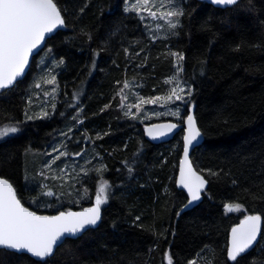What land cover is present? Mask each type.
I'll use <instances>...</instances> for the list:
<instances>
[{"label": "trees", "instance_id": "obj_1", "mask_svg": "<svg viewBox=\"0 0 264 264\" xmlns=\"http://www.w3.org/2000/svg\"><path fill=\"white\" fill-rule=\"evenodd\" d=\"M180 3L191 15L182 18L179 35L152 43L144 23L123 12V0H59V6L68 9V27L47 39L15 87L0 92V127L21 122L20 132L0 140V177L13 184L25 206L53 214L89 205L101 179L93 169L101 164L107 169L103 179L112 185L99 225L79 238L66 239L50 264H167L166 252L174 264H223L228 232L245 215H261L264 232V0H254L251 11L248 0L227 10L199 0ZM117 4L116 15H111L109 10ZM204 21L207 29L201 30ZM118 26L120 30L111 35ZM82 29L95 39L81 35ZM104 40H109L108 50L96 56L93 67L92 50ZM130 45L132 51L141 47L145 51L129 59L124 49ZM169 48L185 53L184 78L192 84L193 94L186 97L182 116L193 108L203 141L193 149L191 162L208 181L200 203L179 217L176 212L187 201L175 187L181 132L164 143L150 142L142 124L123 115L116 95L127 79L130 86L125 93L133 94L132 102L136 96H166L171 85L165 81L175 72ZM43 51L47 63L64 60L47 73L57 77L56 110L49 106V118L27 120L26 113L39 114L34 107L50 85L45 83L49 79L45 68L37 65ZM141 63L143 67L136 68ZM73 117L83 125L74 123ZM167 120L173 118L153 117L149 123ZM61 132L74 138L68 141ZM84 133L92 139L84 140ZM97 133L102 138L97 139ZM61 138L69 156L56 161L61 177L52 182L45 177L46 153ZM126 160H135L131 174ZM82 169L91 173L87 181ZM209 170L219 175H210ZM48 191L55 195H43ZM225 203H240L242 208L229 212ZM205 246L215 250V260ZM262 249L260 236L242 264H264ZM0 264H34V259L0 252Z\"/></svg>", "mask_w": 264, "mask_h": 264}, {"label": "snow or ice", "instance_id": "obj_2", "mask_svg": "<svg viewBox=\"0 0 264 264\" xmlns=\"http://www.w3.org/2000/svg\"><path fill=\"white\" fill-rule=\"evenodd\" d=\"M208 2L221 10H227L229 7L238 6L240 0H208ZM123 4V12L129 16L135 15L141 23H144L146 19L156 22L155 27H151L147 23L144 24L145 29L149 32L148 40L152 43L167 40L169 35H179L178 30L183 28L182 18L186 15H191L180 3V0H134V2L132 0H123ZM248 5L249 11L255 9L254 0H248ZM118 7L119 5L117 4L115 8H111L109 10L110 14L116 15ZM80 11L82 12L83 9ZM67 13L68 9L66 7L61 8L59 6V0H0V92L10 91L11 88L15 87L14 82L25 73L26 66L30 62V56L39 55V52L42 51L38 46L41 45L42 41H45L46 34H55L60 29L68 27ZM160 21H163V24L159 23ZM207 24L208 21H204L201 24V30L207 29ZM119 30L120 27L118 26L111 35H115ZM161 31L165 33L164 36L159 35ZM80 34L86 36L89 41L95 39L91 33L84 32L83 29ZM139 44L140 42L137 41L136 46L139 47ZM108 47L109 40H104L103 45L99 49L92 50L93 67H96V56L100 52L107 51ZM34 50H36L35 53ZM144 51L145 49L142 47L139 51H132L131 45L124 49L125 55L129 59L133 57L139 58ZM51 52L52 49H49V53ZM167 54L171 57L175 68L173 75L165 81L166 84L171 85L168 94L164 97H139L138 103L128 106L127 110H125V102L127 100L125 89L130 86L129 81L126 79L123 82V87L119 88L116 93L120 97L119 107L126 118L139 119L136 113H142V105L144 104H157L161 99L165 101V106L168 103L175 102L187 103L186 97L190 98L192 96V84L184 78L185 53L183 51H172L169 48ZM144 59L146 61L148 57ZM63 64L64 60L62 58L56 62L57 67ZM200 64L201 75H203V61ZM142 67V63L136 64V68ZM56 80L57 77L53 75L50 79L45 80V83L55 85ZM116 83L119 85L121 82L117 81ZM36 87H39V84ZM52 91L55 93L56 88L53 87ZM45 95H48V93H45ZM76 98L77 93H73L72 99L75 100ZM68 107H72V105L69 104ZM108 107L109 105H105V108ZM51 108L55 111L56 105L52 104ZM132 108L136 109V113L132 111ZM188 112L189 114L186 118L182 116L179 107L169 113H154L156 116L162 114L175 116L178 119H183L186 124L183 136V155L180 159L179 176L176 179V184L181 189L186 190L187 203L176 212L177 217L194 202L201 200L205 186L208 183L205 177L194 168L189 158L190 146L201 137L202 133L197 127L190 108ZM50 115L49 111L42 109L35 117L26 113V119H47ZM61 115L63 116L64 113H61ZM73 121L76 124L83 125V121L79 120L78 117H73ZM20 123V121L14 123L9 121L4 127H0V139L20 132L21 129L18 127ZM177 128L178 124L171 122L151 124L145 127L144 133L148 137L156 139L157 136H165ZM72 131L73 129L70 127L68 132ZM104 135H107V133H104ZM61 136L68 141L74 138L63 132ZM82 138L84 140L92 139L86 133L82 134ZM96 138H102L101 134L97 133ZM52 152L58 153V155L52 156V153H46V155L52 156V159L45 164V167L49 169L62 157L69 156L68 145L63 141H61L59 147L54 146ZM73 154L80 156L81 152ZM136 155H139V153ZM134 164L135 160L131 162L124 161V166L128 173L131 174L134 171ZM106 170V166L103 164L93 169L101 179L99 180L95 199L91 207L83 208L81 211H73L71 208L57 209V214L55 215H41L37 214L36 211L30 210L18 198L17 189L13 184L7 178H0V252H11L14 255L30 254V258H35L34 264H50L56 248L66 239L79 238V235L91 230L102 220V206L108 203L110 199L109 189L112 187L107 179H103V173ZM60 171L63 173L64 169H60ZM81 171L85 181L91 178V173L88 170L82 169ZM209 174L213 176L219 175V173L211 170H209ZM53 178L55 179L56 177ZM25 179L27 180L28 177L26 176ZM76 179L79 180L80 177L77 176ZM40 186L44 187L43 184ZM43 195L53 197L55 193L48 191L43 193ZM224 207L227 211L232 212L234 210L239 211L242 205L240 203L234 205L225 203ZM136 220H140V217L137 216ZM261 221V215H245L239 224L231 228L230 237L226 245V259L223 264H242L248 250L254 243L258 242V234H260L261 238H264V232L261 231ZM205 249L209 251L213 260L217 258L214 249H209L208 246H205ZM165 258L167 264H174L173 258L168 252L165 253ZM189 264H194V261H189ZM209 264H212V262L209 261ZM252 264H256V262L253 261Z\"/></svg>", "mask_w": 264, "mask_h": 264}, {"label": "rangeland", "instance_id": "obj_3", "mask_svg": "<svg viewBox=\"0 0 264 264\" xmlns=\"http://www.w3.org/2000/svg\"><path fill=\"white\" fill-rule=\"evenodd\" d=\"M132 2H134V0H132ZM123 7H124V4H123ZM147 23L149 24L151 27H155V23L156 22H153L149 19H146L144 24ZM159 23L163 24V21H160ZM164 32L161 31L159 33V35L163 34ZM50 59V58H49ZM48 58H47V51H43L41 53V55L37 58V65H39L40 67H44L45 68V73L47 74L48 72H51L53 70L52 67L56 66L53 62V60L51 59L48 63ZM38 66V67H39ZM51 74V73H50ZM48 75V74H47ZM48 78L50 79V75H48ZM53 87H55V85H48L47 87V91L45 93H48V95H45L44 93V96H43V99L41 101V103L39 105H37L36 107H34V109L37 110V113H40V111L42 109L44 110H48V107L51 106L52 104L55 103V100H56V91L55 93H53L52 89ZM126 97H127V100L125 102V110H127V107L130 106V105H134L136 103L139 102V96H136L134 97L135 100L134 102H132V97H133V94H126ZM154 97V96H152ZM156 97V96H155ZM185 103L184 102H175V103H168L167 106H165V101L163 99H161L157 104H144L142 105V113H136V109L135 108H132V111L134 113H136L138 116H139V119H137L136 121L141 123L142 126L144 127L146 125V123H149V121L153 118V117H161L163 115H168V114H162L160 116H156L154 115V113H169L171 111H175V109L177 107H179L181 113L183 114V111H182V107ZM35 110V111H36ZM168 117H171L173 118L172 121L178 123V124H182L183 122V119H178L177 117L175 116H172V115H168ZM183 117H186L183 116ZM134 121V120H133ZM79 125V124H78ZM62 133V132H61ZM63 133H66V132H63ZM61 135V134H60ZM182 135V133H181ZM65 139V137H63ZM63 138H61L59 141L55 142L50 148H49V153H52V156H56L58 155V153H53L52 152V148L55 146V147H59L60 146V143L61 141H63ZM3 139V138H2ZM1 140V139H0ZM52 156H48L46 159V162L45 164L50 161L52 159ZM44 164V165H45ZM55 164L52 166L51 169L49 168H45L48 170V173L45 177H48L52 182L55 181L56 179H59L61 177V174L58 173L59 170L57 168L54 167ZM53 177H56L55 179ZM47 181L44 179V185H46ZM235 211V210H234Z\"/></svg>", "mask_w": 264, "mask_h": 264}, {"label": "water", "instance_id": "obj_4", "mask_svg": "<svg viewBox=\"0 0 264 264\" xmlns=\"http://www.w3.org/2000/svg\"><path fill=\"white\" fill-rule=\"evenodd\" d=\"M199 1H204V2H207V3H209L208 2V0H199ZM210 4V3H209ZM215 7H217V6H215ZM60 30H62V29H60ZM53 34H46L45 35V41H42L41 42V45L40 46H38L39 48H41L42 50L44 49V47H45V44H46V41H47V39L48 38H50L51 36H52ZM36 52V50H34V53ZM41 52V51H40ZM34 56H36V55H32V56H30V58H29V65L28 66H26V69H25V73L24 74H22L20 77H18L17 78V81H19V80H21L25 75H26V73H27V71H28V69H29V67H30V64H31V61H32V59H33V57ZM16 81V82H17ZM16 82H14V83H16ZM191 109V113H192V115L194 116V114H193V108H190ZM189 114V112H187V115ZM186 115V116H187ZM186 118V117H185ZM169 122H171V123H176V122H174V121H172V120H167V121H159V122H152V123H149V124H146L145 126H144V129H145V127H147V126H149V125H151V124H160V123H169ZM178 124V123H177ZM198 127V126H197ZM186 128V124L184 123V120H183V123L182 124H178V128L177 129H174L173 130V132H171V133H169V134H167V135H165V136H157V138L156 139H152L151 137H148L145 133H144V129H143V134H144V137L147 139V140H149L150 142H152V143H154V144H160V143H164V142H167V141H169V140H171L176 134H178L179 132H181L182 133V149H181V153H180V157H179V160H178V163H177V170H176V175H175V187L178 189V190H180V191H182V192H184L185 193V195H186V197H187V192H186V190H184V189H181L177 184H176V179L178 178V176H179V165H180V159H181V157H182V155H183V136H184V129ZM202 133V132H201ZM202 141H203V134L201 135V137L200 138H198V140L197 141H195V142H193V145L192 146H190V161H191V153H192V151H193V149H195L197 146H199L201 143H202ZM0 178H2V177H0ZM206 186H207V184H206ZM206 186H205V188H206ZM202 198V197H201ZM94 199H95V197L93 198V200H92V202L89 204V205H86V206H84V207H82V208H80V209H72L73 211H81L83 208H86V207H91L92 206V203L94 202ZM201 201V200H200ZM200 201H197V202H194L191 206H189L187 209H185V210H189V209H192L193 207H195V206H197L199 203H200ZM186 203H187V201H186ZM185 203V204H186ZM27 207V206H26ZM30 210H32V209H30ZM37 214H41V215H55V214H57V212L56 213H53V214H44V213H38L37 212ZM247 215H256V214H247ZM243 219V218H242ZM241 220V219H240ZM240 220L236 223V224H234L232 227H234L235 225H237V224H239V222H240ZM99 223H100V221L98 222V224H97V226L99 225ZM97 226H95L94 228H96ZM231 227V228H232ZM261 227H262V221H261ZM231 228H230V230H229V232H228V237H227V243H228V240H229V237H230V233H231ZM84 233V232H83ZM82 235V234H81ZM81 235H79V236H81ZM259 238H260V234H258V240H259ZM74 239V238H73ZM257 243H254V245L250 248V250L252 249V248H254L255 247V245H256ZM249 251V250H248ZM27 255H29L30 256V254H27ZM34 260H35V258H33Z\"/></svg>", "mask_w": 264, "mask_h": 264}]
</instances>
